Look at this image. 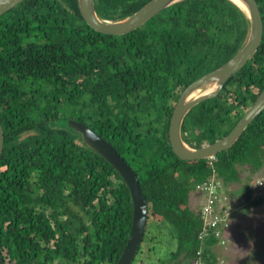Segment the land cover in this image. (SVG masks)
<instances>
[{
  "label": "trees",
  "instance_id": "trees-1",
  "mask_svg": "<svg viewBox=\"0 0 264 264\" xmlns=\"http://www.w3.org/2000/svg\"><path fill=\"white\" fill-rule=\"evenodd\" d=\"M146 1L96 0L95 4L101 18L118 20ZM257 3L264 25V0ZM247 29L244 14L230 0H183L120 36L90 28L77 0H23L0 15V122L5 134L0 160L7 132L18 136L34 126L42 129L44 137L32 149L42 160L37 174L44 182V195L37 193L39 185H29L28 190L24 183L18 188L13 187L15 181L6 188L0 183V253H7V264H74L80 256L72 244L80 236L90 243L84 264H116L126 243L132 204L121 178L117 176V188L110 192L116 203L109 206L103 196V204L96 207L92 203L96 194H91L101 185L110 186L113 168L92 150L83 162L86 151L77 152L67 144L66 135L34 123L50 117V112L39 113L35 107L53 100L51 93L60 89V78L65 76L73 85L69 99L79 105V120L88 117L126 160L146 198L142 241L148 248L132 263L214 264L219 237L210 232L200 236L204 223L198 206L193 209L190 201L199 184L214 179L217 190L231 199L222 205V215L227 206L235 205L232 198L250 206L262 203L264 185H255L253 178L264 169V110L228 149L211 158L179 159L170 146L168 130L181 89L233 56ZM76 75L79 82L72 81ZM40 82L47 92L41 99L37 90L25 87L36 88ZM263 88L264 31L258 50L239 73L215 97L197 103L185 115L183 139L201 147L226 136ZM22 98L32 109L15 112L13 107ZM7 104L12 108L9 112L3 110ZM53 118L57 122L58 111ZM12 168L20 170L17 163ZM102 171L104 176L94 178ZM68 176L74 178V192L80 193L74 200L81 206L90 204L94 212L90 211L89 226L83 228L57 219L59 236L50 248L54 232L36 205L59 208ZM233 183L240 186L231 190ZM82 184L90 189V197L82 195ZM167 231L175 248L164 252L158 247Z\"/></svg>",
  "mask_w": 264,
  "mask_h": 264
},
{
  "label": "water",
  "instance_id": "water-1",
  "mask_svg": "<svg viewBox=\"0 0 264 264\" xmlns=\"http://www.w3.org/2000/svg\"><path fill=\"white\" fill-rule=\"evenodd\" d=\"M23 0H0V15L17 6ZM183 0H147L135 12L118 20L101 18L95 8V0H77L79 13L94 31L111 36L128 34L141 27L163 9ZM244 14L248 29L246 38L237 52L214 69L204 73L181 89L170 117L168 139L175 155L181 160L211 158L228 149L254 118L264 110V88L246 108L231 131L213 143L192 147L183 139L182 123L188 111L197 103L215 97L225 83L238 74L258 50L264 25L257 0H230ZM83 138L97 153L103 156L119 172L127 185L133 205L132 221L128 237L116 264H132L138 251L147 221V201L142 194L136 174L114 148L99 135L82 125L76 126ZM5 134L0 122V157L4 150ZM0 264L3 261L0 256Z\"/></svg>",
  "mask_w": 264,
  "mask_h": 264
},
{
  "label": "flooded vegetation",
  "instance_id": "flooded-vegetation-1",
  "mask_svg": "<svg viewBox=\"0 0 264 264\" xmlns=\"http://www.w3.org/2000/svg\"><path fill=\"white\" fill-rule=\"evenodd\" d=\"M95 3H96V0H95ZM95 8H96V4H95ZM54 76L59 77L57 74H55ZM60 80H61L60 89L59 90L55 89L53 91V93H51V97L53 98V100L52 101L47 100L48 103L46 105L39 104L37 107H35V110L39 113L50 112L51 113L50 117L47 119L35 121L34 123L38 124L42 127H47V128L53 129V130H59L60 132H62L63 135H66L67 136L66 141L68 142L67 144H69L72 148H75L77 152L78 151H82V152L86 151V153L84 152L85 158H82L83 162L85 161L89 150H92L99 157H101L102 160H104L106 163H108L112 167V165L103 156H101L92 147H90L88 145V143L83 138L82 133L79 132V130L76 128V126L82 125L86 129H88V130L92 131L93 133L99 135L106 142H108L111 146H112V144L105 137H103L100 133H98L97 130L94 129V127H93L91 121H89L88 117H85L86 118L85 120H84V118L82 120H79V118H78V114H79L78 106L79 105L75 104L73 99H69L70 95H69L68 91H72L73 85L70 82H68V79L66 76L63 78H60ZM74 80L76 82H79L81 80V78L79 77V75H76L75 78L72 79V81H74ZM25 87H30L32 89L37 90L40 93L39 99H41L42 95H45V96L47 95V92H45L43 90L41 82H40V85L36 88H34L35 86L34 87L25 86ZM21 91L24 92V91H26V89H24V91L22 89ZM58 96H59V101H58ZM39 103H41V100L39 101ZM30 106L31 105H28V102L25 100V98H22L20 100L19 106L18 107L14 106L13 109L15 112H21L22 113L25 110H31L32 108ZM3 110L9 112L12 110V108L10 107L9 104H7V106H5V108H3ZM57 111H58L59 119H57V122H56V119L53 118V114H57ZM47 117H48V115H47ZM23 118H25V117H23ZM27 119H29V118H27ZM54 125H55V127H54ZM49 126H51V127H49ZM15 135H17V134H15L14 131L7 132L6 149H5V152L3 154L2 159L0 160V162L2 163V164L0 163L1 164L0 165V174H2V175L4 174V176L6 178L5 177H3L2 179L0 178L2 180V182H0V183H3L2 184L3 188L9 187L10 183H13L14 181H15V185L13 186L14 188H15V186H16V188H18L20 186V184L22 185L24 183L23 186H27L28 190H29V185H39V188L37 189V193L40 195V197H42L45 193V189L43 187L44 182L41 180V178L38 177V174H37L39 167H41V165H42V160L37 156V153L32 151V149H34L35 147H37V148L39 147V141H42L44 138L42 135V129L40 130L39 127L31 126L27 129L22 130L20 135H18V136H15ZM114 150L116 151L115 148H114ZM26 151L28 152L27 155H26ZM117 153L119 154V152H117ZM27 156H29V159H27ZM119 156L121 157L120 154H119ZM121 158L126 162V160L123 157H121ZM15 163H17L19 165V169H20L17 172H15V170H13V168H12L13 164H15ZM126 164H127V162H126ZM129 168L131 169L130 166H129ZM113 170L115 171V173L110 174L111 176L109 177L112 180V183L110 184V186L106 187L104 185H101V188L98 190V192H96V193L92 192V194H91V197L95 196V194H96V196L93 198V201H92V203L96 204V207L97 206L100 207L101 204H103L102 202L100 203V200L102 198H104L103 196H105L106 202L109 206H113V204L116 203L115 199L113 198V196L111 195L110 192H111V190H116V188H117V186L115 185L117 176H119L123 182H124V180L117 170H115L114 168H113ZM99 175L104 176L105 172H103V171L100 172L94 178L97 179V177ZM88 176L89 175H87L85 178H88ZM73 182H74L73 176H68L67 184H65L61 187V201H60L61 206L59 208H52L50 206H46L44 203H37L38 205H36V208L39 211H44L45 216L48 218L49 225L54 232L55 238L51 239L49 244H48V246L50 248L55 247L54 243L57 240L56 238H58V236H59L58 231H57V229H58L57 228L58 224L56 221L57 219H59L63 222H68L69 225H73V226L78 225L79 227H82V226L87 227V226H89V222H90V214H91L90 211L94 212L93 209L90 207L91 206L90 204H84L81 206L74 200L73 196H77L80 193L78 191L76 193L74 192ZM124 184H125V182H124ZM82 186H83V184H82ZM125 186L127 187L126 184H125ZM85 188H84V186L82 187V190H81L82 195L90 197L89 196L90 189H88V188L85 189ZM105 189L108 190L107 195L103 194V191ZM127 189H128V187H127ZM55 192L56 191L54 190V187H53L52 193H55ZM128 192H129V189H128ZM93 193H94V195H93ZM129 195H130V193H129ZM130 199H131V197H130ZM131 204H132V200H131ZM147 211H148V208H147ZM132 212H133V205H132ZM55 221H56V223H55ZM105 221H107V220H105ZM146 223H147V221H146ZM145 227H146V225H145ZM144 233H145V230H144ZM144 233H143V236H144ZM143 236H142V239H143ZM74 238H75L74 244H72V245H74V247L76 249V251H75L76 253L75 252L74 253L77 254L78 256H80V258H79L80 260L76 261L74 264H84V260H86V258L88 257V254H89L90 243L83 240V237H81V236L80 237H74ZM142 239H141V243L139 245L138 251L135 254L134 258H136L137 256L140 257V254H141V256H142V254L144 256L145 251L148 248L147 245L145 244V242L142 241ZM41 245H44V243L42 242ZM6 255H7V253L5 251L0 253L3 264H5V263L7 264V262H8L7 258L5 257ZM3 256L5 257V259L2 258Z\"/></svg>",
  "mask_w": 264,
  "mask_h": 264
},
{
  "label": "rangeland",
  "instance_id": "rangeland-1",
  "mask_svg": "<svg viewBox=\"0 0 264 264\" xmlns=\"http://www.w3.org/2000/svg\"><path fill=\"white\" fill-rule=\"evenodd\" d=\"M229 186L233 190L240 185L233 183ZM199 195L200 192L197 191L190 201L193 209L199 203ZM232 201L235 204L232 208L237 207L230 214V228L234 236L219 237L224 245L214 247L216 254L214 264H264V196L262 203L256 206L241 204L234 198ZM161 237L162 241L159 242L158 247L160 251L168 252L175 248V242L169 239L171 236L168 231ZM151 256L153 259L155 254L151 252ZM144 264L147 263L144 261Z\"/></svg>",
  "mask_w": 264,
  "mask_h": 264
},
{
  "label": "built area",
  "instance_id": "built-area-1",
  "mask_svg": "<svg viewBox=\"0 0 264 264\" xmlns=\"http://www.w3.org/2000/svg\"><path fill=\"white\" fill-rule=\"evenodd\" d=\"M217 185L218 183L213 179L208 183L206 182L197 186V190L202 197L200 213L204 223L200 236L207 235L210 232L214 233L217 237H222L223 229L229 225L226 216L220 212L222 205H218L221 201L226 200V196L223 194V191L217 190ZM255 185L259 187L263 186L264 176L256 179ZM220 223L221 225L219 226Z\"/></svg>",
  "mask_w": 264,
  "mask_h": 264
},
{
  "label": "clouds",
  "instance_id": "clouds-1",
  "mask_svg": "<svg viewBox=\"0 0 264 264\" xmlns=\"http://www.w3.org/2000/svg\"><path fill=\"white\" fill-rule=\"evenodd\" d=\"M263 176H264V169H263L258 175H255V176H254L253 181L255 182L256 179H258V178H260V177H263ZM229 187H230V186H229ZM197 191H198V190H197ZM223 194L226 196V200L221 201L218 205H223L224 203L230 202V201H229V200H230V197H228L227 193L223 192ZM256 194L259 195L260 193L256 192ZM198 200H199V203H198L197 206H198V209H199V214L201 215V213H200V211H201V207H202V197H201V195L198 196ZM236 208H237L236 206H235L234 208H232L231 206H227L226 209H225V212H224L223 215L226 216V219H227L229 225H228L227 228H224V229H223V231H222V237H229V236H228V232L230 231V223H231V221H230V214L233 212V210H236ZM221 210H222V207L220 208V212H221ZM202 220H203V219H202ZM203 226H204V225H203ZM202 229H203V227H202ZM202 229H201V230H202ZM219 245H224V244L221 243L220 240H219L217 246H219ZM191 260H195V261H197L194 257L191 258Z\"/></svg>",
  "mask_w": 264,
  "mask_h": 264
},
{
  "label": "crops",
  "instance_id": "crops-1",
  "mask_svg": "<svg viewBox=\"0 0 264 264\" xmlns=\"http://www.w3.org/2000/svg\"><path fill=\"white\" fill-rule=\"evenodd\" d=\"M232 228H230V231L228 232V236L229 237H233L234 236V233H233V231L231 230Z\"/></svg>",
  "mask_w": 264,
  "mask_h": 264
}]
</instances>
